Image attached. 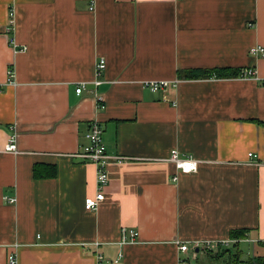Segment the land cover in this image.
Here are the masks:
<instances>
[{
  "label": "crops",
  "instance_id": "1",
  "mask_svg": "<svg viewBox=\"0 0 264 264\" xmlns=\"http://www.w3.org/2000/svg\"><path fill=\"white\" fill-rule=\"evenodd\" d=\"M259 45L264 0H0V264L11 254L17 264H98L97 252L104 264H191L206 243L264 257ZM224 68H253L256 79H178ZM147 81L178 85L155 93ZM94 121L107 153L126 161L110 165L105 199L89 212L97 169L75 154ZM13 136L16 153L6 151ZM174 149L198 170L180 173ZM38 166L56 175L35 178ZM122 229L138 241L120 245Z\"/></svg>",
  "mask_w": 264,
  "mask_h": 264
},
{
  "label": "built area",
  "instance_id": "2",
  "mask_svg": "<svg viewBox=\"0 0 264 264\" xmlns=\"http://www.w3.org/2000/svg\"><path fill=\"white\" fill-rule=\"evenodd\" d=\"M252 26V24H249ZM250 54L252 56L264 55V47L263 46H254L250 49ZM106 69V61L101 60L96 66V75L99 77L103 74ZM9 77H13L14 73L12 71L8 72ZM237 78L241 79H256V70L253 68L243 69L240 75ZM96 86L100 84L99 81L95 82ZM144 87L150 89L152 92H168L169 90L176 88L178 85V81H147L144 84ZM85 89L84 85H80L77 87L76 92L81 94ZM99 107L101 109L105 108L103 99L98 97ZM103 126L100 122L94 121L90 123L88 132L86 134V138L88 140V145L84 148V150L80 153H76L75 157L85 160L91 161L97 169V193L94 197H88L85 200V209L86 211L92 212L96 211L101 202L105 199L104 189L109 184V167L112 163L120 164L126 161V158L121 156L111 157L106 150V147L103 142ZM6 151L16 153L18 151L16 137L13 136L9 139L6 145ZM251 156V155H250ZM168 161L172 163L175 168L180 173H193L198 170L199 161H197L192 156H182L180 151L174 149L171 151ZM174 180H178V176L174 177ZM8 202L15 203L16 199L14 198H6ZM139 233L134 229H122V236L120 240V245L126 246L128 244H134L138 241ZM198 245V244H197ZM195 248H200L197 246ZM212 243H206L203 245L204 250H210ZM180 249L186 252L189 249V246L184 244L180 247ZM122 257V254L119 258ZM96 258L98 260V264H104V256L102 253L97 252ZM9 264H17V257L14 254L9 255L8 257Z\"/></svg>",
  "mask_w": 264,
  "mask_h": 264
},
{
  "label": "trees",
  "instance_id": "3",
  "mask_svg": "<svg viewBox=\"0 0 264 264\" xmlns=\"http://www.w3.org/2000/svg\"><path fill=\"white\" fill-rule=\"evenodd\" d=\"M243 70V69H242ZM239 70L232 69H192V70H179L178 79L181 80H199V79H232L237 78L242 72ZM264 125V123H263ZM38 166L34 169L35 178H46L54 177L56 175V168L53 166ZM47 169V170H46ZM46 170V171H45ZM244 233L238 231H233L231 233V239L243 237ZM264 243V242H263ZM236 245L235 247H237ZM264 246V244H263ZM206 263L207 264H264V257L260 258H249L247 260L242 259L241 253L239 251L227 249L217 251L212 253V251L206 250Z\"/></svg>",
  "mask_w": 264,
  "mask_h": 264
},
{
  "label": "rangeland",
  "instance_id": "4",
  "mask_svg": "<svg viewBox=\"0 0 264 264\" xmlns=\"http://www.w3.org/2000/svg\"><path fill=\"white\" fill-rule=\"evenodd\" d=\"M201 257L202 256H200V259H201ZM206 260H207L206 258L201 259L200 262L194 260L191 262V264H207Z\"/></svg>",
  "mask_w": 264,
  "mask_h": 264
}]
</instances>
